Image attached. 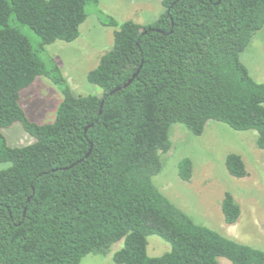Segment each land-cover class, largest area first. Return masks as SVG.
Wrapping results in <instances>:
<instances>
[{"label": "trees", "instance_id": "obj_1", "mask_svg": "<svg viewBox=\"0 0 264 264\" xmlns=\"http://www.w3.org/2000/svg\"><path fill=\"white\" fill-rule=\"evenodd\" d=\"M100 1L0 0V164L11 165L0 173V264H81L121 241L116 264H264V251L196 224L153 184L176 124L194 136L210 121L254 131L264 150V84L241 61L264 29V0H162L148 26L110 19L113 47L87 75L101 95L77 96L46 48L77 40ZM38 77L63 96L52 124L31 122L20 104ZM15 124L33 144H8ZM225 167L247 175L237 154ZM179 174L191 179L189 159ZM221 208L238 222L230 192ZM151 236L171 250L150 257Z\"/></svg>", "mask_w": 264, "mask_h": 264}, {"label": "rangeland", "instance_id": "obj_2", "mask_svg": "<svg viewBox=\"0 0 264 264\" xmlns=\"http://www.w3.org/2000/svg\"><path fill=\"white\" fill-rule=\"evenodd\" d=\"M162 0H101L91 5L89 16L80 28V36L71 43L56 42L46 48V57L61 68L77 96L101 95L91 85L87 75L100 59L113 47L114 29L106 26L110 19L119 24L132 21L141 27L157 21L164 12ZM31 41L39 39L24 29ZM242 63L258 83L264 84V29L258 32L241 55ZM63 101L60 90L47 78L38 77L35 83L21 92V106L31 122L52 124ZM8 144L13 148L34 143L21 124L4 130ZM254 131L237 132L228 125L210 121L202 136H194L183 125L171 129L172 149L161 155L162 171L153 184L177 208L202 225L239 243L264 251V150L257 146ZM231 154L239 155L246 166L247 175L237 179L228 173L225 162ZM184 159L192 162L189 181L181 179L179 164ZM10 164H0V173ZM230 192L241 209L234 225H227L222 213V202ZM150 257H160L171 250L169 244L157 236L148 239ZM124 247L121 241L111 248L107 256L88 255L81 264H116L114 254ZM220 264H231L221 259Z\"/></svg>", "mask_w": 264, "mask_h": 264}, {"label": "water", "instance_id": "obj_3", "mask_svg": "<svg viewBox=\"0 0 264 264\" xmlns=\"http://www.w3.org/2000/svg\"><path fill=\"white\" fill-rule=\"evenodd\" d=\"M138 74H139V72L133 77V79L131 81H129V83L127 85H125V87H124L125 89L128 88L133 83V81L137 78ZM121 90H122V88H117L114 91V93H117V92H119Z\"/></svg>", "mask_w": 264, "mask_h": 264}]
</instances>
